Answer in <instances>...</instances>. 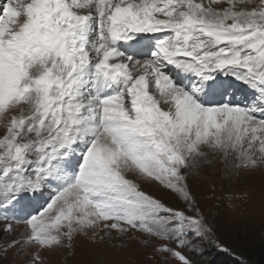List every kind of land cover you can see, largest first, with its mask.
Returning a JSON list of instances; mask_svg holds the SVG:
<instances>
[{"label": "snow or ice", "instance_id": "1", "mask_svg": "<svg viewBox=\"0 0 264 264\" xmlns=\"http://www.w3.org/2000/svg\"><path fill=\"white\" fill-rule=\"evenodd\" d=\"M222 2L0 0V221L26 229L5 247L52 250L89 229L186 247L211 233L188 175L217 154L264 164V0ZM236 82L251 95L234 100Z\"/></svg>", "mask_w": 264, "mask_h": 264}, {"label": "rangeland", "instance_id": "2", "mask_svg": "<svg viewBox=\"0 0 264 264\" xmlns=\"http://www.w3.org/2000/svg\"><path fill=\"white\" fill-rule=\"evenodd\" d=\"M220 6L227 7L226 0ZM250 95L243 85L240 89L235 88L233 99L243 100L244 96ZM3 132V126H0V135ZM138 182L141 190L160 199L166 206L193 214L177 193L156 181L139 179ZM187 184L195 207L205 218L211 233L186 247H179L176 241L156 240L135 233L122 235L112 231L105 234L100 229H89L52 250H41L34 245L20 250L5 245L14 237L22 238L26 233L25 225L16 223L11 232H4V221H0V264H31L36 254L39 255L37 264H181L171 253L157 251L161 244L181 251L191 264H205L217 252L238 256L245 248H254L264 242V164L249 171L237 170L231 164L223 163L217 154L216 163L189 174ZM48 199L50 195L45 192L29 207H35L38 212Z\"/></svg>", "mask_w": 264, "mask_h": 264}, {"label": "trees", "instance_id": "3", "mask_svg": "<svg viewBox=\"0 0 264 264\" xmlns=\"http://www.w3.org/2000/svg\"><path fill=\"white\" fill-rule=\"evenodd\" d=\"M205 264H264V242L254 248H245L238 256L217 252Z\"/></svg>", "mask_w": 264, "mask_h": 264}, {"label": "bare ground", "instance_id": "4", "mask_svg": "<svg viewBox=\"0 0 264 264\" xmlns=\"http://www.w3.org/2000/svg\"><path fill=\"white\" fill-rule=\"evenodd\" d=\"M258 3H259V0H249V2H247V4H246V6L248 7V8H251V7H253L255 4L256 5H258ZM237 85H236V88L237 89H240V87L241 86H243V85H240L239 83H236ZM240 85V86H239ZM245 86V85H244ZM245 89H247V86H245Z\"/></svg>", "mask_w": 264, "mask_h": 264}]
</instances>
